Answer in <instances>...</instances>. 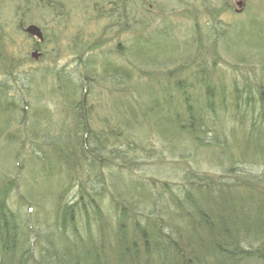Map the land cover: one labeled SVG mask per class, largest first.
Listing matches in <instances>:
<instances>
[{
  "label": "trees",
  "instance_id": "obj_1",
  "mask_svg": "<svg viewBox=\"0 0 264 264\" xmlns=\"http://www.w3.org/2000/svg\"><path fill=\"white\" fill-rule=\"evenodd\" d=\"M22 1L25 22L30 9L58 20L65 6L78 12L87 2L82 15L99 29L78 33L79 74L42 71L59 114L11 95L6 81L16 82L25 59L0 47V264H264V83L224 84L216 59L219 49L233 69L264 64V30H249L262 42L238 51L222 25L213 35L219 24L202 31L196 21L182 39L172 17H139L151 0ZM182 2L153 5L164 15ZM43 31L40 58L54 34ZM149 133L161 144L149 155L155 173L139 162ZM201 152L219 173L192 166Z\"/></svg>",
  "mask_w": 264,
  "mask_h": 264
},
{
  "label": "rangeland",
  "instance_id": "obj_2",
  "mask_svg": "<svg viewBox=\"0 0 264 264\" xmlns=\"http://www.w3.org/2000/svg\"><path fill=\"white\" fill-rule=\"evenodd\" d=\"M61 1L65 0H60V2ZM73 1L74 0H71V3H73ZM185 1L186 4L182 2L183 5H179L177 6V8L173 9V13H175L176 15H174L172 12H169L168 8L166 9L167 14L162 15L158 12V7H149L150 3H145V6L143 8L141 6L139 8L137 7L136 11H138V16L141 18L144 17L155 19L154 23H157L161 16L168 18L172 17L173 24L177 26V32H175L182 39L185 36L194 34L193 30L196 27L197 21V23L199 22L200 27H202V31H204L207 24L210 27H214V25L216 26V24H219L217 27L219 29H211V31H214L213 35H218V33H221L222 28H220V25L229 28L231 31L226 34L225 38L226 40H229L230 44L233 45L232 49H237L238 51H243L246 47H249L251 44L252 46H254L262 42L261 38H258L255 34L253 35L249 32V30H256L257 26H259L260 29L264 30V0H245L247 3L245 5V11H243V13H236L234 12V10L230 9L227 10L224 0ZM235 1L232 4L233 7L236 9H240L241 7H239L235 3ZM85 4H87V2H84L82 7L83 10L79 9L80 11L78 12L75 8L65 6L62 15L56 17L58 20L52 19L55 18V16H49V11H44L42 9H30L28 11V20L27 22H25V24H36L42 29L46 28L50 35H52V29H54V34L51 36L52 41L46 44V46H42V51L46 52L45 56L42 58L33 59L30 56L32 52L31 47L33 44V40H31V38H29L25 34V32H23V30L18 27L19 23L21 22V19L23 18L22 9H24L27 4L25 5L22 0H0V12H2L0 16V22L6 26V32H4L10 36L9 38H6V42L5 38H3L4 44H0V47L4 49V47L6 46L8 56H12V53H14L16 55H19L21 58L25 59V65L22 69L18 70V73L20 75L18 74L16 82L14 83L10 80L6 81V86L8 85L9 87L8 91L12 92V96L18 94L21 97V94H23L28 104H34L36 103V101H38V104H40V101H42L47 103L48 107H51L53 111L56 110L58 111V114L60 113V109L57 104L58 99L55 98L54 100H52L48 97L51 95L49 92L53 91V88L55 87V82L52 80L51 77L44 79L42 71L43 69L48 68L50 70L54 69L55 72L64 70L63 72L79 74V71L81 70L80 67L82 66L76 62V56H73L71 54V49L75 46H79L80 44L83 45L84 39H86V37L83 38L82 35L79 38L78 33H80L81 31L84 32L85 35H88L90 33L93 34V32L98 34L96 30L99 29L94 23L90 21H87L88 24H86V21L84 19L85 17L82 15V11L85 10ZM71 6H75V4H72ZM214 7L215 13L217 15L216 17L212 18L208 11ZM42 26H44V28ZM201 34L203 35V33ZM126 35V33H123L122 36L119 37V39H121L122 41L126 40ZM116 40L117 39L115 38H111L110 40L106 39V42L103 44L102 47L103 50H105V52H108V50L110 49L109 47H111L116 42ZM99 47L95 48V51H97V53L99 52ZM216 52L218 54V57H214V59L216 58L217 62L219 63V65H217V75L220 76L224 84L229 85L236 79L238 81V84L241 86L243 84V78H246L254 82L252 88L253 90H256V87L258 88V85L264 83V64H242L238 65L237 69H233L235 63L232 59H230L231 57L224 53H220L219 49ZM205 57L209 58L211 61L213 60V58L211 59L210 53H208ZM30 75H36L37 78H34V76L32 78V76ZM2 79L3 76L0 75V80ZM90 103L97 106V101H95V99L91 100ZM21 106L25 107V110L27 109L26 105L23 102H21ZM18 110L19 111L17 113V122H23L24 118L22 119L19 116L20 113L23 111L21 109ZM26 119L25 123L29 124L28 122L30 121V119ZM142 137L146 138V146L148 147V150L149 148L151 149L152 153L150 152L149 154L148 150L147 152L141 153L139 157L140 167H142L144 173H155V166L153 164L155 161L151 159L149 155H152L154 152L156 154L158 151H160L161 144L156 140V136L152 135V133H149V135L142 134ZM24 153V155L26 156L29 155L28 150H25ZM166 155L169 154L167 153ZM200 161V163H192V166L201 165V168L203 170H207L213 173H219V167H215L212 164L210 165L207 162V156H203L202 152L200 154ZM21 164L22 161H20V163H17L16 161L15 167L11 169L13 170V172H11L12 174H14V172H18L20 178H22L23 176V184L21 185L20 192L25 193V188L23 185L24 180H26L28 175L26 173L27 170H24L23 173H21V169L20 172L18 171L19 169L17 167H19ZM166 173L171 174V171H166ZM137 175L144 174L138 171ZM174 181L179 182V178L176 177ZM42 182L43 180H41L38 184L37 189L39 193L41 189H44ZM76 189L74 188L73 191L75 192ZM29 213L34 214L35 210L30 211Z\"/></svg>",
  "mask_w": 264,
  "mask_h": 264
},
{
  "label": "flooded vegetation",
  "instance_id": "obj_3",
  "mask_svg": "<svg viewBox=\"0 0 264 264\" xmlns=\"http://www.w3.org/2000/svg\"><path fill=\"white\" fill-rule=\"evenodd\" d=\"M40 1L41 0H37V3L38 4H40ZM54 2H58V3H60V0H53ZM138 2L140 1L141 2V0H137ZM225 1V6H226V8H227V10H234V12H236V13H243V11H245V5H246V1L245 0H237V1H235V0H224ZM234 1H235V3L239 6V7H241L240 9H236V8H234L233 7V3H234ZM29 2L30 3H32V4H34V1L32 0H29ZM156 3V0H151V3L149 4V7H152V6H154L153 4H155ZM137 10V9H136ZM138 12V11H137ZM208 13L212 16V18H214V17H216V13H215V7L214 8H212L211 10H209L208 11ZM137 15H139V13H137ZM23 18H24V14H23ZM23 18L21 19V22L19 23V25H20V28H21V30H23V32H24V29H25V27L26 26H28V25H30V24H28V25H26L25 24V21H23ZM36 25V24H35ZM38 26V25H37ZM39 28H40V26H38ZM41 30H42V32H43V36H44V31H43V29L41 28ZM29 38H31V40H33V44H32V47H31V49H32V52H31V58H33L32 57V54H33V52L34 51H37L39 54H41V56H42V52H41V47H40V41H38L36 38H34L33 36H31V35H28L27 33H25ZM44 41V40H43ZM42 41V42H43ZM41 56H39V58L41 57Z\"/></svg>",
  "mask_w": 264,
  "mask_h": 264
},
{
  "label": "water",
  "instance_id": "obj_4",
  "mask_svg": "<svg viewBox=\"0 0 264 264\" xmlns=\"http://www.w3.org/2000/svg\"><path fill=\"white\" fill-rule=\"evenodd\" d=\"M24 31L28 34L36 38L38 41L42 42L44 40L43 32L41 28H39L35 24H30L25 27ZM41 54H39L37 51H34L32 54L33 59H38Z\"/></svg>",
  "mask_w": 264,
  "mask_h": 264
}]
</instances>
